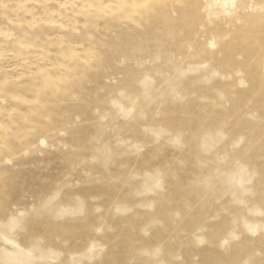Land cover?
I'll return each mask as SVG.
<instances>
[{"label":"rangeland","instance_id":"obj_1","mask_svg":"<svg viewBox=\"0 0 264 264\" xmlns=\"http://www.w3.org/2000/svg\"><path fill=\"white\" fill-rule=\"evenodd\" d=\"M209 1L0 0V264H264V33Z\"/></svg>","mask_w":264,"mask_h":264},{"label":"bare ground","instance_id":"obj_2","mask_svg":"<svg viewBox=\"0 0 264 264\" xmlns=\"http://www.w3.org/2000/svg\"><path fill=\"white\" fill-rule=\"evenodd\" d=\"M243 2L244 4L239 10L236 11L231 10L230 12L227 13V15L231 17L230 15H232V12H234L233 17H231L230 20L225 21L223 25L217 23V25L219 26L218 28L220 29L215 28L214 30L211 29L207 32L204 31L205 33H203L201 37L204 38V36L207 34L205 37L206 38L205 44L207 46L209 45L215 46V48L216 46H220V45L225 46L226 38L232 35L231 31L228 30L229 28H226L225 26L236 29L238 28L239 30H242L244 32L246 31L247 33H249L250 36L253 37L255 36L257 37L258 34L264 33V0H243ZM230 4L233 7L234 0H210L209 6H210L211 14L214 16V18L217 21L220 20L224 8L229 6ZM249 9H252V11L250 12ZM222 26H224L225 28L222 29ZM219 31L222 32L218 33ZM251 42L248 43L247 41H244L243 48L246 49V52L252 54V59H256V60L264 59V53H262V51L258 47L252 46ZM242 57H244L243 49H241L239 53L234 55V60L230 61L226 65L227 69H233L236 71L237 74H240V72L243 69V63H240L239 60ZM238 83L240 85L243 84V79H239ZM77 253H80V251H78ZM234 260H237V258H234ZM169 264H173L172 261L169 260ZM207 264H209V261L207 262Z\"/></svg>","mask_w":264,"mask_h":264}]
</instances>
